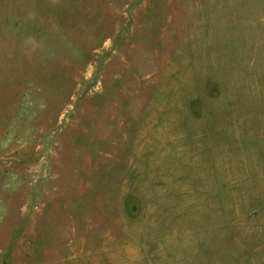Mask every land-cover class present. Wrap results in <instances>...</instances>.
I'll use <instances>...</instances> for the list:
<instances>
[{"label":"rangeland","instance_id":"374dc122","mask_svg":"<svg viewBox=\"0 0 264 264\" xmlns=\"http://www.w3.org/2000/svg\"><path fill=\"white\" fill-rule=\"evenodd\" d=\"M0 264H264V0H0Z\"/></svg>","mask_w":264,"mask_h":264}]
</instances>
